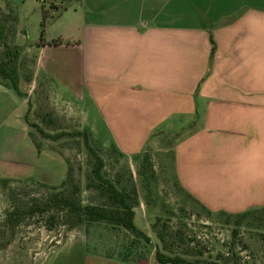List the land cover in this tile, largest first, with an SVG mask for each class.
Returning a JSON list of instances; mask_svg holds the SVG:
<instances>
[{"label":"crops","instance_id":"obj_1","mask_svg":"<svg viewBox=\"0 0 264 264\" xmlns=\"http://www.w3.org/2000/svg\"><path fill=\"white\" fill-rule=\"evenodd\" d=\"M64 1L44 11L58 18L45 44L23 50L34 55L21 69L30 76L20 79L23 98L0 84V116L17 114L15 129L32 142L29 104L57 107L55 82L75 98L83 128L102 130L103 145L128 160L172 141L163 152L177 184L210 212L263 207L264 0H70L73 11L58 9ZM57 39L68 44H48ZM6 125L3 137L15 130ZM21 165L1 152L0 181L23 180ZM78 261L124 264L84 253Z\"/></svg>","mask_w":264,"mask_h":264},{"label":"rangeland","instance_id":"obj_2","mask_svg":"<svg viewBox=\"0 0 264 264\" xmlns=\"http://www.w3.org/2000/svg\"><path fill=\"white\" fill-rule=\"evenodd\" d=\"M69 1L59 2L58 9L73 11ZM51 8L48 2L43 3L41 0H0V26L4 29V41L13 52L17 48L22 51L17 60L19 67L22 63L26 67L34 59V55L23 54L24 48L38 42L43 32L47 34L57 28L58 18H46L44 14L45 10ZM22 74L26 77L27 70ZM23 88L27 90V86ZM51 89L52 92L53 89H60L59 98L64 101L56 98L55 91L52 93L59 107L54 105V101H47V105L37 103L36 106L37 98H33V104L30 103L29 113L25 117L29 134L34 135V140L31 139L35 145L29 138H23L26 132L22 126L15 129L18 126L17 114L5 112L0 116V121H7L6 126L14 125L15 129L4 137V131L0 132V153L6 160L10 156L13 160H19L22 164L20 176L24 177L20 181L0 183V264H81L79 255L91 253L85 251L87 245L92 248L97 246L98 252H103L102 247L104 250L117 248V251H122L127 241H131L129 234L111 231L104 226H83L68 231L59 216H54L52 220L51 213L25 214L18 223L14 222L16 220L8 222L11 213H26L36 202L46 199L50 194L49 187L59 186L67 178V163L72 167L75 184L80 188L81 203L98 206L107 203L98 190L89 187L92 183V161L83 137L52 141L43 138L36 128L30 127V124L38 125L51 135L85 130L83 120L72 116L70 111L82 114L75 98L55 82H52ZM26 110L28 107H25ZM49 119L54 122L50 123ZM99 131L96 135L99 141L108 143L107 135ZM172 144V141L164 140L149 147L155 179L145 190L140 177L144 169L140 157L124 163V159H119L114 153L112 145L100 147L89 137V145L103 157L104 176L111 181L118 176L124 177L122 185L126 186H129V178L132 177L138 189L139 205L135 209V225L147 233L153 243L145 253L142 252L141 244L138 245L133 257L138 258L137 261L155 263V251L158 248L163 254L191 260L217 261L221 264H264V243L259 236L261 230L252 223L251 218L240 221L237 227V217L210 215L179 189L171 152H163V148L167 149ZM158 235H162L163 242H160ZM80 245L84 247L83 252L81 248L79 250ZM142 254L144 256H140Z\"/></svg>","mask_w":264,"mask_h":264},{"label":"trees","instance_id":"obj_3","mask_svg":"<svg viewBox=\"0 0 264 264\" xmlns=\"http://www.w3.org/2000/svg\"><path fill=\"white\" fill-rule=\"evenodd\" d=\"M53 8V7H52ZM46 16V12L44 13ZM4 29L0 26V84L6 89L12 91L15 95L23 98V94L20 90V79L23 76L22 67H19L17 62L19 55L22 53L18 48L11 50L6 42L4 41ZM40 44H45L43 36L41 37ZM52 46H60L64 43L62 40L57 39L48 43ZM14 53V54H13ZM26 82L30 81V76L26 75ZM30 110V104H29ZM49 122L52 123L51 119ZM30 127L36 128L41 136L45 139H50L52 141H58L62 138H79L83 137L85 142V147L88 151L89 156L91 157V182L89 187L94 188L99 191L100 195L106 198L107 203L98 205H83L80 200V188L75 184L73 177V169L67 163L68 175L67 178L59 186H50V194L43 201L36 202L28 212L23 213L21 211H15L8 215V222L18 223L22 217L27 215H45L48 213L53 214L52 220L55 219L54 216H59L60 222L67 227L68 231H73L83 226H104L108 227L111 231L127 233L130 236L131 241H127L125 244L124 250L117 251V248L112 250H104L103 252H98L97 246L90 247L87 245L85 247L86 252L90 255L98 256L103 259L113 260L121 262L124 264H137L140 261H137L138 258L133 257V251L141 244L142 252L151 247L153 241L150 239L147 233L140 230L135 225V209L139 205L138 200V189L133 182V178H129V186L122 185V180L124 177L118 176L113 181L107 179L104 176V160L103 157L97 154L94 148L89 145V137L98 144L100 147L104 145L99 141L97 137L92 135L87 130L83 132L76 131L75 133H66L62 132L58 135H51L45 133L38 125L30 124ZM30 138L34 140V135H30ZM31 139V140H32ZM32 140V141H33ZM119 159H124V163H127L128 160L123 154H121L114 146L111 147ZM40 151V150H38ZM142 160V165L144 169L140 172V177L142 179V184L144 189L148 188L150 183L155 179V172L153 170L151 162L150 149H147L142 155L138 156ZM118 159V161H119ZM136 159V158H135ZM147 172V173H146ZM8 180H1L0 183H7ZM179 186V185H178ZM181 190V188L179 187ZM182 191V190H181ZM183 192V191H182ZM184 193V192H183ZM186 196L195 201L199 206H201L208 214H217L221 216H226L228 218L237 217L238 221L236 226H240V221L245 219H250L253 224L259 227L260 239L264 243V206L250 210L241 214H227L224 212L212 213L207 210L205 207L200 205L193 197L184 193ZM11 225V224H10ZM235 234L236 231H235ZM160 242H163L162 235H158ZM156 247V246H155ZM107 249V248H105ZM93 252V253H92ZM144 256V254L140 255ZM139 260V259H138ZM155 260L158 264H221L215 261H205L201 259H187L180 256H170L161 253L158 248L155 251Z\"/></svg>","mask_w":264,"mask_h":264},{"label":"built area","instance_id":"obj_4","mask_svg":"<svg viewBox=\"0 0 264 264\" xmlns=\"http://www.w3.org/2000/svg\"><path fill=\"white\" fill-rule=\"evenodd\" d=\"M43 3L48 2V4H50V6H54V0H41Z\"/></svg>","mask_w":264,"mask_h":264}]
</instances>
